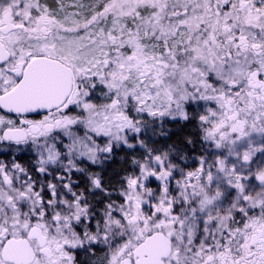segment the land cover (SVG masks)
Here are the masks:
<instances>
[{"label":"snow or ice","instance_id":"1","mask_svg":"<svg viewBox=\"0 0 264 264\" xmlns=\"http://www.w3.org/2000/svg\"><path fill=\"white\" fill-rule=\"evenodd\" d=\"M0 264H264V0H0Z\"/></svg>","mask_w":264,"mask_h":264}]
</instances>
